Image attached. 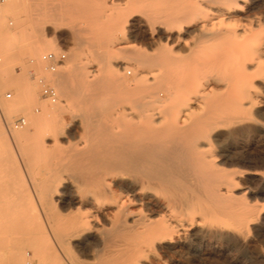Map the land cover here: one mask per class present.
Segmentation results:
<instances>
[{
    "label": "bare ground",
    "instance_id": "bare-ground-1",
    "mask_svg": "<svg viewBox=\"0 0 264 264\" xmlns=\"http://www.w3.org/2000/svg\"><path fill=\"white\" fill-rule=\"evenodd\" d=\"M240 1L245 2L133 0L131 7L128 5L126 10L123 7L122 11L116 9L115 0H8L7 10L0 8V53L6 56L20 54L33 65H39L44 53L62 49L60 40L68 37L64 28H70L69 35L77 44L63 67H60L62 63L53 72L45 68L54 75L55 86L49 84L65 96L63 102L59 101V91L53 102L43 98L52 104L39 101L42 111L30 117L28 126H24L27 123L24 116L25 124L16 128L10 116L20 107L25 108L19 106V102L25 100L22 97L19 101L20 95L35 96L34 82H25L26 74L16 75L14 71L0 74V93L5 88H13L16 93L12 102L0 106L5 115V128L13 131L12 141L26 139L32 135L33 128L36 130L52 121L54 113L62 110L71 96L92 116L109 120L107 117L117 113L112 110L113 103L130 100L127 86L116 88L123 82L119 72L130 63L119 64L114 59L117 55L135 59L130 67L135 69L136 85L144 82L141 68L147 63L155 66L153 90L142 100L143 106L137 112L140 122L134 129L129 124L117 128L109 125L110 121L103 122L99 126L102 125L100 131L105 136L91 140L85 152L77 151L68 157V165L78 169L72 175L77 184V197L67 199L68 204L74 203L76 208L62 213L56 206L55 189L40 187V210L59 251H65L68 244L85 235L95 221L102 236L100 250L104 257L100 264H137L146 246L156 252L159 259L161 254H170L177 247H188L192 239L198 237L244 244L264 219V204L249 199L255 194L254 190L248 188L242 194L237 193L243 178L247 175L264 177V170L233 168L235 161L220 149L225 137L264 132L261 119L264 116V26L259 28L260 24L255 26L252 21L239 23V15L246 8ZM212 7L213 16L207 12ZM136 13L143 14L149 23L150 38H158L166 44L157 45L159 48L152 57L138 48L121 47L123 40H119L118 34L124 36L128 32ZM208 18L213 21L211 28L200 23ZM194 25L203 27L202 37L211 42L201 41L192 56L184 59L186 53L179 57L176 47L183 39L182 34ZM84 27L88 33L85 37L81 34ZM21 35L28 40L25 45L14 42ZM84 41L92 47L94 63L90 66L95 68L90 75L84 68L91 59L83 62L80 55ZM3 69L10 71L11 68ZM201 79L204 85H211L213 94L211 89V93L194 90ZM158 91H164L166 96L161 97ZM191 91L204 100L197 111L189 105ZM0 138H7L1 122ZM31 149L40 150V146L34 143ZM125 177L136 178L139 199L126 190ZM121 195L131 197L132 204L127 208L125 200L119 198ZM5 213L0 209V217ZM30 215L26 211L23 214L22 221L27 223L23 232L38 253H42L49 246L37 238L45 233V226L36 224ZM12 221L0 218V237L12 231L9 224ZM9 242L10 238L3 245L12 255Z\"/></svg>",
    "mask_w": 264,
    "mask_h": 264
},
{
    "label": "rangeland",
    "instance_id": "rangeland-1",
    "mask_svg": "<svg viewBox=\"0 0 264 264\" xmlns=\"http://www.w3.org/2000/svg\"><path fill=\"white\" fill-rule=\"evenodd\" d=\"M7 1L8 0H0L1 9L7 10ZM46 1L54 2L56 0ZM132 1L133 0H115L114 4L119 6L118 7L115 5L116 9L120 8L117 10L124 11L125 8L128 9L131 7L130 3ZM241 3H244V8H246L241 12V15H239V23L246 24L252 21L251 23H253L255 26L260 24L258 27H263L264 14L262 13H264V0H245V2ZM128 5L130 6L128 7ZM216 9H219V7ZM207 12L211 13V16H213L214 8L212 7L207 9ZM6 19L8 21L10 17L7 16ZM132 19H134V21H131V24H129L128 32L124 36L120 33V35L118 34L119 40H123V42L125 41L124 43H121V47L123 46L126 48L131 46V48L134 49L138 48L141 49V51H144V53H146L149 57H152L155 53V50L157 51V49L163 45L166 46V44H163L160 39L150 38L148 30L149 28H147V26L149 27V23L143 14H133ZM203 22L204 24H207V28L210 26L212 27L213 25L211 23L213 21L210 20V18L205 19L200 23L203 24ZM63 30L68 32V37L60 40L62 49L66 51V59L64 61L66 62L70 58V52L77 47V44L75 39L71 38L69 35L70 28H64ZM85 30L86 28L84 27L81 33L84 37L88 34ZM188 30L189 31L187 33L185 32L182 34L183 39L176 47L177 52H175L179 57L184 56L186 53V55L183 57L184 59H188L192 56L197 48V45L201 41H207V43L211 42V40H208L207 37H202L203 27L200 26L198 28V25H194L189 27ZM84 39H87V37ZM26 41L28 40L22 37V35L14 39V42L18 43L19 45H25ZM60 50L61 49H58L57 51ZM80 50V52H82L80 55L83 59V62L91 59V63L85 64L84 68V72H86L87 75H90L93 73L92 70L95 68L94 65L90 66L92 63H94L91 57L92 47L89 45L88 41H84L80 46ZM27 59L28 58L24 59L20 54L15 56H6L4 53H0V74H8L12 73L13 71V74L16 73V75L26 74L25 82H34L36 86V94L34 96L35 98L28 93H26L24 96L20 95L18 98L19 101L25 99L24 102H19V106H22V108L25 107V110H21L20 107L18 111L11 114L10 116L11 121L17 119L20 116H25L27 123L24 126L30 125V117L41 113L42 108L38 104L39 101L45 102L48 105L52 104V102L49 100H43L38 78L44 75L47 77V82L55 86L54 75L45 69V64L41 60L39 65H33L32 63L28 62ZM114 59L118 61L119 64L122 61H126L130 64L135 63V59L124 56L123 54L117 55V57ZM64 62L60 67L64 66ZM130 64H128L123 70L119 72L123 82L116 85L117 89H120L122 86H127L126 88H128L130 93V100L123 101V103L122 101L113 103L114 105L112 104V110L117 112L119 115L116 113L112 117H107L109 120H107L105 117L92 116V114L87 112L85 106H79L80 104H76L75 96H71V98L68 100V103L62 106V110L54 113V119L52 121L42 124L40 127H38L39 129L36 128L35 130V128H33L32 135L28 136L26 139L12 141L10 137L13 136V131L8 132L5 128V115L2 113V111H0V122L5 129L7 136L5 140L0 138V209L3 211V213L6 212L0 218L4 219V221L6 219H13L11 223L9 222L12 231L8 233V235H2V237H0V264H100L102 261L104 257V254L100 250L102 245V236L100 231L96 229L97 226L99 227V224L95 221H92L93 223L91 222L93 225L91 228L92 230L90 229L87 231L85 235H82L83 237L80 236L79 238L73 240L66 246L65 251H59V249L56 248V238L52 231H50L48 227L46 228L47 225L45 218L43 217L40 210L39 203L41 202L42 198L39 192L40 187L51 186L55 189V193H57V195L54 197L57 200V208L61 210L62 213H67L70 209L74 210L76 208V204H68V201L77 197L75 195L77 184H74L72 175L78 169L68 165V157L77 151L85 152L91 146V140L102 139L105 135L100 131L102 125L99 126V124L103 122L110 121L111 124H108L112 126H118L117 128H122V125L129 124L133 129L134 126L140 122L137 112H139L143 106L142 100L148 98V96L151 94V91L153 90L152 82L154 81L153 70L155 66H153L151 63H147L143 68H141L144 74V82L141 85H136L137 83L134 81L135 69L130 67ZM5 67H10V71H12L10 72L3 69ZM198 82L199 87L197 86L194 90L197 92L204 91L208 93L211 91L212 93H210L213 94L214 89L211 87V85H204L205 81L202 79ZM8 92H11V97H7ZM157 93L161 97L166 96L164 91H158ZM189 97V105L193 110L197 111L204 105V100H202L193 91L189 93ZM14 98H16L15 89L5 88L0 93V106H3L4 103L12 102V99ZM64 98L65 96L62 95L61 91H59V101L63 102ZM200 100L201 102H199ZM129 109L131 112H129ZM124 112H126V114ZM157 121H159V119ZM58 139L60 143L58 142ZM34 143L40 146V150L31 149V145ZM220 149L225 154H228L229 159L235 161V164L232 165L233 168L238 169L239 167V169H241L244 167H256L258 169L264 170V167H262V165H264V132H253L249 135H238L234 138L225 137L222 140V147ZM66 175L68 178H70L68 179ZM260 177L261 176L257 175H247L239 183V190L237 193L242 194L244 191L248 190V188L252 189L256 195L254 194L252 197H249V199L252 201L256 200L258 203L264 204V177ZM37 195L40 197L38 198ZM25 206L28 209H26ZM25 211L27 212V215L33 213L30 215V219L35 221L36 224L39 225L40 223H44V226L46 225L45 233L47 237L44 236V233L42 236L37 238L42 239L46 242L47 246H49V249H46V251L42 253H38L32 244V240L23 232L24 227H27V223L25 224V222L22 221ZM30 211L31 213H29ZM261 222L257 225L258 228L256 227V229L251 232V235L246 242L248 245H245L246 243L238 244L234 242H228V244L225 242H218V240L215 238H206L208 240L207 241L205 237H198L196 239H192V245H189L190 248H188L189 246L179 248L177 247V249L170 254H161V257L159 258L160 264H264V219ZM9 238V246L13 251L12 255L11 253L7 252V248H4L3 245L6 239ZM185 252H191L190 254L192 255L189 253L186 254Z\"/></svg>",
    "mask_w": 264,
    "mask_h": 264
},
{
    "label": "built area",
    "instance_id": "built-area-1",
    "mask_svg": "<svg viewBox=\"0 0 264 264\" xmlns=\"http://www.w3.org/2000/svg\"><path fill=\"white\" fill-rule=\"evenodd\" d=\"M42 61L45 63V68L53 72L56 70L57 66L62 64L66 59V51L61 49L58 52H47L41 56ZM39 83L41 84V93L43 98L49 99L50 101H55L58 98V91L52 85L47 83L46 76H41L39 78ZM7 97H11V92L7 93ZM25 124V118L23 116L18 117L14 120V126L16 128L21 127Z\"/></svg>",
    "mask_w": 264,
    "mask_h": 264
},
{
    "label": "snow or ice",
    "instance_id": "snow-or-ice-1",
    "mask_svg": "<svg viewBox=\"0 0 264 264\" xmlns=\"http://www.w3.org/2000/svg\"><path fill=\"white\" fill-rule=\"evenodd\" d=\"M264 14V13H262ZM264 120V116L261 117ZM264 167V165H262ZM125 186L126 190L131 193L132 196H136V199H139V196L136 194V188H139V184L136 182L135 177H125ZM141 191H146L145 189H141ZM120 199L125 200L124 207L127 208L128 205L132 204L131 197H125L121 195ZM137 264H160L158 259V254L154 252L151 248L145 247L143 251L139 254Z\"/></svg>",
    "mask_w": 264,
    "mask_h": 264
}]
</instances>
